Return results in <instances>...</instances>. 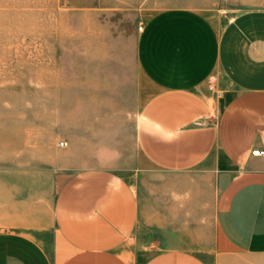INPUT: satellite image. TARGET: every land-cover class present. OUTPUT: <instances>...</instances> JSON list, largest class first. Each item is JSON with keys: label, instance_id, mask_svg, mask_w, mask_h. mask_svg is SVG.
<instances>
[{"label": "crops", "instance_id": "obj_1", "mask_svg": "<svg viewBox=\"0 0 264 264\" xmlns=\"http://www.w3.org/2000/svg\"><path fill=\"white\" fill-rule=\"evenodd\" d=\"M109 71V115L0 154V264H264V8L152 13L124 109Z\"/></svg>", "mask_w": 264, "mask_h": 264}, {"label": "rangeland", "instance_id": "obj_2", "mask_svg": "<svg viewBox=\"0 0 264 264\" xmlns=\"http://www.w3.org/2000/svg\"><path fill=\"white\" fill-rule=\"evenodd\" d=\"M177 6L227 18L264 0H0V154L29 157L32 119L40 130L60 127L67 107L71 117L109 115L110 67L119 81L112 106L124 109L136 34L152 13Z\"/></svg>", "mask_w": 264, "mask_h": 264}, {"label": "built area", "instance_id": "obj_3", "mask_svg": "<svg viewBox=\"0 0 264 264\" xmlns=\"http://www.w3.org/2000/svg\"><path fill=\"white\" fill-rule=\"evenodd\" d=\"M64 144H66V142H64V141L60 142V145H64ZM251 154L264 156V149L263 148L253 149V150H251Z\"/></svg>", "mask_w": 264, "mask_h": 264}]
</instances>
